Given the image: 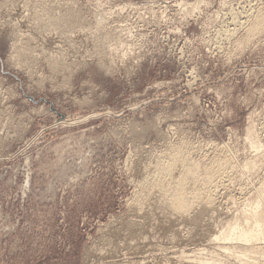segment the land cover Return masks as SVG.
Segmentation results:
<instances>
[{
	"label": "rangeland",
	"instance_id": "1",
	"mask_svg": "<svg viewBox=\"0 0 264 264\" xmlns=\"http://www.w3.org/2000/svg\"><path fill=\"white\" fill-rule=\"evenodd\" d=\"M263 22L264 0H0V264H240L216 238L264 187ZM177 149L199 179L234 162L181 215L153 186Z\"/></svg>",
	"mask_w": 264,
	"mask_h": 264
},
{
	"label": "bare ground",
	"instance_id": "2",
	"mask_svg": "<svg viewBox=\"0 0 264 264\" xmlns=\"http://www.w3.org/2000/svg\"><path fill=\"white\" fill-rule=\"evenodd\" d=\"M260 21H258V23H256L255 26L251 28V30L249 31L250 34H255V32L259 31L260 29L263 30L261 28L262 27V23H261L262 21L261 22ZM263 26H264V22H263ZM254 145H256L255 142H254ZM254 145H252V146H254ZM255 150H256V148H255ZM252 160H254V159H252ZM231 162H233V161H231ZM231 162H229V160L228 161H222L221 160L220 162H218V163L216 162L215 165H213L209 168L204 167L205 168L204 170L201 169V171H203V177L204 178L201 179L202 177H200V179H201L200 180L198 178V175H196L197 177L195 176V172L197 174V170H199L198 166L193 165V163H191L192 165L190 166V164L187 162V159H185V157L183 156V152L181 150L177 149V151L172 152V155H170L169 159H167L165 161H159L158 162L159 163L158 164L159 166L157 169L158 171L156 170L157 172H155V174H154L155 177L153 176V178H154L153 186H154V188H158V187L161 188L164 192H166V194L168 193L170 195L169 198L171 197L170 198L171 201L168 200V201H170V203L169 202L168 203H169V206L172 208V210L179 212L180 215L182 213L185 214L188 212V210H190V208L193 207L194 203L195 204H196V202L200 203L198 201H201V204H203V206L204 205H207V206L210 205V203L212 201H211V198H209V197H211V193L208 191L210 188L209 186L212 187L214 185L215 180L218 181V178L219 179L221 178V180H222L224 177L226 179L231 177V175H230L231 171H228L230 165L232 166ZM251 167H252V165H251ZM253 169H254V167H253ZM179 170H180V174L175 175L176 171H179ZM181 170H182V172H181ZM240 177H241V175H240ZM156 178H157V180H156ZM197 183H199L201 185L204 184V187L206 186V188L209 187L208 190H206V188H205L204 191H202L201 189L195 188L194 186L198 187ZM223 183H224V181H223ZM172 184H174L175 186H173ZM221 184H222V182L221 183L219 182V185H221ZM222 186L225 187V185H222ZM218 187L219 186H217V189H218ZM263 188L264 187H262V188H260V190H258L259 196L261 194V197H259V199H257V200H258V202L259 201L260 202L258 203L256 201L257 203H254V205L255 206H256V204H258V205L255 208H253L248 214L246 213V215H244V218H243V220H245L244 223L242 222L241 225H239L237 222L229 224L228 227L226 228V230L220 232L218 237L216 238L217 246L220 247V249L224 248L226 250L227 249L231 250L233 252V254H231V252H230V256H232V257L234 256L236 261H238L240 264H264V196H263L264 195V189ZM212 190L214 191L213 188H212ZM189 192L194 195V197H192L191 199H189V197H188ZM168 194H167V197H168ZM163 199H165V198H163ZM194 218H195V216H194ZM229 242H233V243H229ZM224 254H226V253H224ZM227 256H228V254H227ZM230 260H231V258H230ZM193 264H195V263H193ZM198 264H200V263L198 262ZM201 264H203V263H201ZM204 264H209V262L208 263L204 262Z\"/></svg>",
	"mask_w": 264,
	"mask_h": 264
}]
</instances>
